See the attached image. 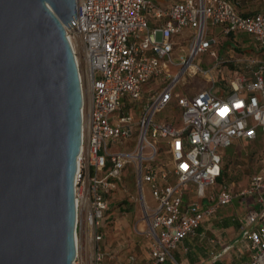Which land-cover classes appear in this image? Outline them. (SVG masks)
Returning <instances> with one entry per match:
<instances>
[{
  "label": "built area",
  "instance_id": "built-area-1",
  "mask_svg": "<svg viewBox=\"0 0 264 264\" xmlns=\"http://www.w3.org/2000/svg\"><path fill=\"white\" fill-rule=\"evenodd\" d=\"M76 15L66 26L84 98L73 264H105L107 196L128 164L137 173L147 226L140 232L150 239L145 264H181L174 256L180 243L240 196L253 197L255 204L241 236L195 264H218L235 248L251 253L242 264H264V165L245 188L224 184L207 195L223 175L227 147L264 139L263 61L235 54L236 45L227 59L220 53L221 37L236 40L238 32L264 46V9L247 13L234 0H77ZM205 53L216 62H197ZM197 79L196 91L177 90ZM172 102L181 109L180 124L157 119ZM162 148L170 154L168 169L154 164ZM136 259L131 253L123 264Z\"/></svg>",
  "mask_w": 264,
  "mask_h": 264
},
{
  "label": "water",
  "instance_id": "water-1",
  "mask_svg": "<svg viewBox=\"0 0 264 264\" xmlns=\"http://www.w3.org/2000/svg\"><path fill=\"white\" fill-rule=\"evenodd\" d=\"M76 14L77 0H0V264L77 255L84 98L66 29Z\"/></svg>",
  "mask_w": 264,
  "mask_h": 264
},
{
  "label": "rangeland",
  "instance_id": "rangeland-1",
  "mask_svg": "<svg viewBox=\"0 0 264 264\" xmlns=\"http://www.w3.org/2000/svg\"><path fill=\"white\" fill-rule=\"evenodd\" d=\"M165 1V0H162ZM216 34L220 33V26L212 27ZM223 36V35H221ZM221 55L228 58L226 51L228 48L235 46V54L249 55L260 58L264 63V46L254 42L252 36L247 32L236 33V40L232 36L221 37ZM201 65L207 66L215 63L214 57L209 53L200 55L196 59ZM233 63L231 61L225 62V65L231 67ZM185 82L179 84L177 90L189 91L190 93L199 89V80L194 83ZM208 83H204L201 86H206ZM218 85H221L218 82ZM180 124L182 121L181 109L172 102L165 110L158 113V120L171 119ZM170 154L165 148L160 150V155L154 164L162 165L165 169L170 165ZM264 165V139L258 138L254 141L240 139L235 144L225 149L224 158V173L222 178L218 182L210 186L207 190V195L216 193L224 184L229 185L234 191L245 188L250 181L251 176L260 172ZM172 179L176 181L177 177L172 175ZM137 173L133 164H128L124 169L122 179L118 183V187L108 194L109 209L107 211V218L102 232L104 233V239L102 246L106 251L105 264H123L127 259L129 253L127 249L119 250V247L127 248V241H124L123 234L126 231H133L134 233L140 232V230H147V226L143 219L142 204L139 197L138 188L136 185ZM192 185H190L191 187ZM190 189V188H188ZM187 189V190H188ZM190 191V190H189ZM238 198V197H237ZM237 198H235L237 200ZM147 199L153 201V198L148 193ZM207 199V198H205ZM234 199V201H235ZM225 205L222 206V208ZM222 208H218L217 212ZM174 250V253H176ZM177 259H180L176 255ZM137 264V263H135ZM182 264V263H181Z\"/></svg>",
  "mask_w": 264,
  "mask_h": 264
},
{
  "label": "crops",
  "instance_id": "crops-1",
  "mask_svg": "<svg viewBox=\"0 0 264 264\" xmlns=\"http://www.w3.org/2000/svg\"><path fill=\"white\" fill-rule=\"evenodd\" d=\"M238 8L247 13H254L264 9L262 0H234ZM229 186V185H228ZM209 203L208 199H203ZM255 207L254 198L251 196H240L232 203L225 205L212 217H208L197 229L195 235L187 236L176 250L177 259L182 264H195L210 255L212 249H220L223 244L232 243L241 236L242 228L245 222L246 212ZM218 210V209H217ZM217 212V211H216ZM124 241H127V248L119 247L118 249H127L129 254L136 255L137 264H145L148 257L150 239L144 232L134 233L126 231ZM212 239H220L218 244L213 243ZM248 249L235 248L230 253L224 255L219 261L221 264L236 263L242 264L250 257ZM165 264H174L168 261Z\"/></svg>",
  "mask_w": 264,
  "mask_h": 264
},
{
  "label": "trees",
  "instance_id": "trees-1",
  "mask_svg": "<svg viewBox=\"0 0 264 264\" xmlns=\"http://www.w3.org/2000/svg\"><path fill=\"white\" fill-rule=\"evenodd\" d=\"M223 173H224V170H223ZM220 178H222V176H221ZM220 178H219V179H220ZM174 256H175V253H174ZM218 264H221V263H218Z\"/></svg>",
  "mask_w": 264,
  "mask_h": 264
}]
</instances>
